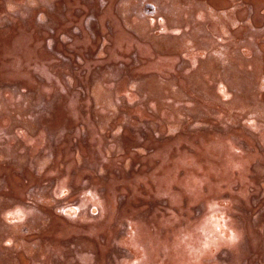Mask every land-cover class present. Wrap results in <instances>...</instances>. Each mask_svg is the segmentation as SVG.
Segmentation results:
<instances>
[{"label": "bare ground", "instance_id": "obj_1", "mask_svg": "<svg viewBox=\"0 0 264 264\" xmlns=\"http://www.w3.org/2000/svg\"><path fill=\"white\" fill-rule=\"evenodd\" d=\"M215 1L221 3L220 9L224 11L225 17H214L211 10L203 7V0L172 1V5L180 8L182 19L179 23L185 27V33H188L185 41H191L189 47L175 48L172 39L175 35L173 18L150 21L146 27H151L152 30L148 37L141 39L136 31L145 26V23L135 16H128L124 7H116L115 0H110L109 6L102 13V20H109L115 32L110 35L104 28L100 29V33L106 35L102 51L105 57L102 61L83 59L80 68L86 69L87 73L84 76L79 71L70 73L71 88L66 87V78L62 76V73L70 72V69H62L56 57L45 49L44 39L48 34L36 26L34 18L26 24L16 20L13 29L0 36L1 83L21 81L22 90L37 87L40 93H48L47 97L65 90L51 117L42 119L44 125L37 130L30 128L21 136L25 144L31 147L27 160L10 165L0 160V166L7 164L12 168L29 163L25 169V173L29 175L25 184L14 192H0L1 201L6 202L0 214V223L5 228L0 232V251L6 252L0 253V264H81L80 260L91 264L93 258L87 252L76 254L71 251L73 248L64 244L66 240L79 236L91 239L84 245L90 246L94 243L99 246L100 257L97 264H107V254L115 244L129 248L132 253L129 259L117 260V264H191L188 246L199 240L205 229L211 230L214 227L207 214L216 203L213 199L227 191H233L238 202L243 201V205L251 209V214L244 216L245 229L250 234L248 220L262 216L259 223L254 224V230L262 233L261 239L255 236L256 233L251 234V238L254 246L264 245V212L260 213V208L264 205V104L259 103V100H264V53L259 61L251 46V42L255 41L251 28H259L264 23V0ZM250 4L252 15L249 17L247 6ZM18 5L11 3L8 7L4 6L0 9V17ZM96 5L90 4L93 7ZM90 6L81 0H67V19L55 16L59 25L58 31H67L72 24L81 21L82 16L74 12L76 8L80 7L88 12ZM231 7L236 8L232 10ZM227 10L229 11L225 12ZM129 22L133 24L134 31ZM156 25L161 29H154ZM150 36L152 39L164 40L162 45L153 47ZM258 39L260 37L256 38ZM242 40L246 44L240 45ZM97 43L86 32L74 44L77 45V53H82L88 49L95 50ZM221 47L226 50L225 56L218 54ZM58 48L62 49V46L59 45ZM237 49L240 56L233 53ZM133 51L139 52L142 59L136 75L139 78H151L150 83L157 86V97L146 105L128 110L129 114L137 115V119L125 116L109 125L101 124L94 119L92 109V97L95 94L91 86L92 70L96 65L106 62L129 61V55ZM225 59L230 61V66L224 68L232 70L233 73L229 75L233 78L239 77L238 72L245 78L250 71L256 72L257 67L259 72L255 75L257 90L237 99L255 100V104L246 105L245 113L237 115L240 120L238 126L225 120L228 109L235 107L236 102L231 106L220 102L230 100L234 95L231 91L233 83L225 81V77L229 75L221 71L220 65L224 64ZM181 60L190 62L188 70L176 69ZM36 75H41L46 80L40 82ZM80 85L85 86L84 97L81 96ZM128 88L123 83L119 92ZM130 96L136 98L139 94L132 90ZM210 107L216 108L214 113L209 111ZM123 120H127L129 126L136 129L143 125L144 120L158 122L159 126L147 131V137L143 140L138 130L131 131L128 127H123ZM79 122H82V126L78 125ZM65 128H73L76 137L86 131L89 146L80 144L77 148H70L69 141L63 140L59 145L63 151H57L52 160L44 159L43 175H34L30 160L36 156L39 158L43 152L51 149L46 139L48 134L58 136ZM120 131L129 141V145L119 154H115L120 141L113 136ZM240 140H244L246 145L241 144ZM150 146L156 149L145 152ZM127 151H131L133 160L121 165ZM94 152L98 155L94 156ZM136 155L149 162L152 169L146 172L142 165L127 177L125 173L131 171L130 166L136 162ZM101 161L104 162L103 166L90 169L93 163ZM76 167H79V172L71 177L69 172ZM111 167H118L121 175L117 177L111 174L110 179L103 182L99 174ZM90 172L94 173L92 184L112 187L120 182L123 185H132L134 197L118 209V199L125 193L122 186L108 192L105 205H109V210L97 219L83 215L79 219L65 218L62 224L52 220L45 228L55 234V239L51 243L41 240L36 247L37 254L31 256L25 248L26 238L19 232L27 229V243H35L31 241H36L40 235L34 232L36 226L31 223L32 215L21 221H14V215L23 218V214H18L21 209L15 203H8L4 197L14 196L35 204L34 198L25 195L27 186L32 183L46 184L51 177L56 176V187L48 194L52 202L50 206L57 205L60 200L68 203L85 193L81 191L77 195H68L82 182L84 175ZM250 175L256 176L251 178ZM11 181H15V178ZM140 184L145 185L149 200H160L167 196L171 203L167 206L159 205L157 210L149 212L145 217L139 216L137 210H144L135 209L133 205L138 198L144 197L141 195ZM214 184L221 186L214 188ZM237 184L240 187L234 190ZM258 195L262 196L261 201L253 206L251 198ZM183 197L187 198L190 208L186 213V208L181 205ZM89 198L92 199L93 196L89 195ZM198 205L205 209V214L194 215L192 210ZM176 206L178 211L172 209ZM227 209L243 215L232 205V201L228 203ZM116 220H119L118 228L107 229ZM128 220L131 226L130 235L117 239L116 233L121 224ZM232 226H235L233 222ZM234 228L240 232L241 237L245 229ZM187 232L192 233L191 241L181 239ZM103 236L106 239L100 241ZM19 241L22 249L18 248ZM224 246L226 244L219 245L211 256L201 257L200 264H223L216 258V252ZM237 252L239 256L244 251L237 249ZM257 255L252 256L246 264H253L257 258H262L264 264V248Z\"/></svg>", "mask_w": 264, "mask_h": 264}, {"label": "rangeland", "instance_id": "obj_2", "mask_svg": "<svg viewBox=\"0 0 264 264\" xmlns=\"http://www.w3.org/2000/svg\"><path fill=\"white\" fill-rule=\"evenodd\" d=\"M86 5L90 6V4L96 3L95 7L90 6L88 12H85L83 8H76L74 12L77 15L82 16V19L79 23L72 24L67 31L59 32L58 31V23L56 21L55 16H60L63 20H66L67 17V0H0V9L4 6L8 7V4L18 3V7L12 10H8L5 14L0 17V36H3L8 30L13 29L14 23L16 20H20L23 24H26L31 18L35 19L36 26L47 32L48 36L44 39V47L45 49L52 53L56 59L58 60L59 66L63 68H69L70 72L62 73V76L66 78V87L71 88V83L69 79L71 78L70 73L73 71H79L81 76H84L87 73L86 69L80 68V62L83 59H91V61L103 60L105 57L103 55L104 42L106 40V35L100 33V29L104 28L107 34L112 35L115 30L112 28L109 20H102L103 11L109 6L110 0H81ZM172 1L174 0H115L116 7H124L125 13L132 17H137L140 21L145 23V26L140 27L137 32V35L141 39H145L148 37L151 27H146L150 23V21H160L165 17L173 18L174 30L175 34L172 36L174 47L182 48L191 44V41H185L188 33H185V27L179 23L182 19L180 16V8L176 5H172ZM218 1L213 0H203V7L208 8L212 11V14H215L214 17H225L223 12L220 9V5ZM236 7H231L230 9H235ZM249 10L248 16L252 15V4L247 6ZM229 10L225 11L228 12ZM103 21V22H102ZM242 23H245L243 21ZM131 29L134 31V26L131 22L128 23ZM127 26V25H126ZM154 29L160 30V26L156 25ZM252 35L255 38L254 42H251V46L253 48V53L258 60L260 61V56L264 53V23L259 28H251ZM88 33L93 41L98 42L95 50H87L82 53H77V45L74 43L81 39L84 33ZM260 37V39L256 40V38ZM149 40L153 43V47H160L162 42L159 39H152L149 37ZM246 44L245 40L241 41L240 45ZM61 45L62 49L58 48ZM208 48V45H205ZM225 48L221 47L218 54L225 56ZM233 53H237L240 56L239 49L235 50ZM130 60H119L117 62H106L101 65H96L92 70L91 74V86L93 87L95 94L92 97V109L94 112V119L99 121L101 124L109 125L114 120L120 117H129V118H138L137 115H131L128 113V106L134 104L137 101L138 105H146L152 102L153 98L157 97L156 90L157 86H154L150 83V77L145 76L143 78H139L136 75V69L141 65L142 59L137 51H133L129 55ZM239 59V57L237 56ZM229 60L225 59L224 64H221V71L225 73V75H229V73H233L231 69H225L224 67L230 66ZM190 68V62L188 60H181L177 65L176 69L178 70H188ZM260 69V68H259ZM264 77V69L262 70ZM241 74V72H238ZM258 67L256 68V72L250 71L249 75L245 78L241 77L233 78L231 74L225 77L226 82L233 83L231 91L235 95H233L230 100H220L225 105L231 106L234 102H236L235 107H231L228 109V115L225 120L227 123L232 124L233 126H238L240 123L238 114L245 113L247 104H255V100H237L238 98L246 95L248 92H254L257 90V82L255 81V75L258 74ZM36 78L40 82H44L46 80L45 77L41 75H36ZM127 84L129 86L128 89L122 90L119 92L122 84ZM21 81L18 82H0V160L10 164H18L22 160L26 161L29 153L31 151V147L25 144L24 140L21 138L24 133L27 132L28 129L37 130L41 126L44 125L42 119L49 118L53 114L58 101L60 100L62 92L54 93L50 97H47L48 93H40V89L37 87L22 90L20 85ZM81 96L84 97L86 94L84 92L85 86L80 85ZM159 87V86H158ZM135 90L138 92L139 96L136 98H131V91ZM257 93V92H255ZM264 96V94H263ZM260 104H264V100H259ZM122 106L124 108L125 113L122 114ZM261 107H258L260 109ZM216 110L215 107H210L209 111L214 113ZM202 114V113H201ZM133 119V118H132ZM7 120V121H6ZM6 122V123H4ZM79 126H82V122H79ZM122 126L125 128H129L131 131H139L141 139H146L147 131L155 129L159 126L158 122L151 123L148 120L143 121V125L136 129L135 127H130L127 120H123ZM73 128H65L62 130L58 136L53 134H48L46 136L47 141L51 145V149L43 152L39 158L38 156L33 157L30 161L33 166V174L34 175H43V161L44 159L52 160L56 152H61L63 149L59 146L60 143L67 139L69 141L70 148H77L80 144L85 146H89L88 142V133L83 131L80 136L76 137L74 135ZM114 139H118L119 147L115 154H119L126 145H129V141L121 134L113 136ZM240 143L245 144L244 140H240ZM58 147V150H56ZM156 148L154 146H150L146 149L145 152H152ZM123 157L124 160L120 162L121 165L127 164L129 161L132 162L133 155L131 151H127ZM94 156H97L98 153L94 152ZM136 162L130 166L131 171L125 173L127 177L129 174H132L137 167L144 166L145 171H151L152 165L147 161H143L139 159L136 155ZM0 161V164L2 162ZM128 161V162H127ZM127 162V163H126ZM104 162L93 163L90 166L91 170H95L96 168H100L103 166ZM29 166V163H24L19 168L8 166L7 164L0 166V192L4 190H9L10 192H14L18 187L25 184V180L28 174L25 173V169ZM79 172V167L73 168L70 170L69 175L74 177ZM121 171H119L118 167H111L108 170H104L99 175L102 177L103 182H107L110 179L111 174L119 177L121 175ZM256 176V175H255ZM250 175L251 178L255 177ZM29 177V175H28ZM94 177V173H87L84 175L82 182L74 189L69 192V196L77 195L81 191H85V193L80 194L79 197L74 198L72 201L65 203L64 200H60V202L55 206H50L52 204L49 199V193L56 187L57 177H51L46 184H38L32 183L27 186L25 195H29L30 198H34L36 203L31 204L25 200H21L20 198H16L14 196H5L4 199L8 203H15L17 207L19 206L21 212L18 214H23V218L19 217V215H14V221H21L26 218H30V214L32 215L31 223L36 226L34 232L38 233L40 236L31 242H35L33 244L27 243V229L19 232L21 236L25 237L26 242L25 248L27 252L33 256L37 254V244L41 241H49L50 243L55 239V234L51 232L47 225L53 220L56 223L62 224L65 218L68 219H79L81 216L86 215L88 218L97 219L102 214H105L109 210V205H105V196L108 192L112 190H117L122 187L125 190V193L120 195L118 199L117 208L120 209L123 204L134 197V188L132 185H123L118 182L115 186L108 185H98L92 184ZM12 178H15V181H11ZM220 184H214L213 187H218ZM221 186V185H220ZM240 187V184L234 186V190ZM141 195L144 197L142 199L138 198L133 208L144 210L143 212H139L137 210V214L141 217H145L151 211L157 210L159 205L167 206L170 202V198L165 196L160 200L157 198H153L149 200L147 195V189L144 184H140ZM176 189V186L173 187ZM89 195H92L93 198L90 199ZM235 193L233 191L224 192L217 199H213L216 202L213 205V210L209 212L208 218L213 221V217H215L216 212L220 210V206L223 202L227 201L228 203L232 201V205L241 212L240 215L238 213H233V211H228L226 209L227 215L230 218L231 222L234 223V227L239 230L245 229V215L251 214V209L243 205V201L238 202V199L235 197ZM262 196H253L251 198L252 205L255 206L261 201ZM182 199V198H181ZM212 200V199H211ZM4 201V200H3ZM6 202H2L0 199V214L3 206ZM100 205L103 207L100 208ZM181 205L184 206L185 213L189 211V207L187 205V198L183 197L181 201ZM55 209V210H54ZM174 211H178V207L172 208ZM195 216H200L205 214V209L198 205L194 207L192 210ZM28 212V213H26ZM264 212V205L260 208V213ZM262 216L258 215L254 218H251L247 222V226H249V230L251 234L256 233L258 239H261L260 230H254V224L259 223ZM119 220L112 221L107 229L114 228L115 230L118 228ZM253 226V228H252ZM44 227V228H43ZM5 230L4 224L0 223V232ZM131 230L130 221L123 222L121 227L116 233L117 239L125 235H130L129 231ZM128 232V233H127ZM251 234L246 231L242 233L240 239L233 245H226L220 250L216 252V258L222 262L223 264H246L252 256H258L264 248V245L254 246L253 240L251 238ZM106 239L103 236L100 241ZM91 239L89 237H74L72 239H68L64 242L65 245L73 248L72 252L76 254H81L83 252H87L93 258V262L91 264H97L100 252L99 246L97 244L91 243L90 246L84 245L85 242H89ZM18 248L22 249L21 241H19ZM17 248V249H18ZM240 249L243 252L238 256L237 249ZM18 249V250H19ZM243 249V251H242ZM6 251H0L1 254H5ZM132 253L129 248L113 245L110 251L107 254V264H117V260L126 258L129 259ZM263 259L257 258L255 259L253 264H262ZM81 264H86L87 262L79 261ZM90 264V263H89Z\"/></svg>", "mask_w": 264, "mask_h": 264}, {"label": "clouds", "instance_id": "obj_3", "mask_svg": "<svg viewBox=\"0 0 264 264\" xmlns=\"http://www.w3.org/2000/svg\"><path fill=\"white\" fill-rule=\"evenodd\" d=\"M228 202L225 201L220 206V210L213 217L214 227L211 230L205 229L204 235L194 243L189 244V255L191 264H200L201 257L211 256L216 251L219 245H233L240 238V232L232 226V222L227 215L226 209ZM182 240H192V233L183 234Z\"/></svg>", "mask_w": 264, "mask_h": 264}, {"label": "trees", "instance_id": "obj_4", "mask_svg": "<svg viewBox=\"0 0 264 264\" xmlns=\"http://www.w3.org/2000/svg\"><path fill=\"white\" fill-rule=\"evenodd\" d=\"M139 105L137 104V101L136 102H134V104L133 105H131V106H128V110H132V109H134V108H136V107H138ZM125 106H122V108H121V110H122V114L123 113H125V110H127V109H125L124 108ZM131 115H134V114H130V116ZM132 117V116H131ZM133 119H137V118H134V117H132ZM123 127H125V126H123ZM146 134V133H145ZM146 137H147V134H146ZM144 140V139H143ZM79 197V196H78Z\"/></svg>", "mask_w": 264, "mask_h": 264}]
</instances>
